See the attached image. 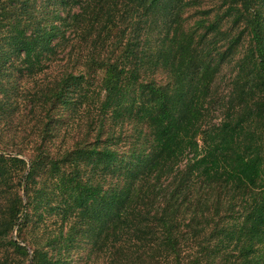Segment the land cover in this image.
Instances as JSON below:
<instances>
[{"label":"trees","instance_id":"1","mask_svg":"<svg viewBox=\"0 0 264 264\" xmlns=\"http://www.w3.org/2000/svg\"><path fill=\"white\" fill-rule=\"evenodd\" d=\"M204 3L0 0V264H264V0Z\"/></svg>","mask_w":264,"mask_h":264},{"label":"rangeland","instance_id":"2","mask_svg":"<svg viewBox=\"0 0 264 264\" xmlns=\"http://www.w3.org/2000/svg\"><path fill=\"white\" fill-rule=\"evenodd\" d=\"M217 0H204V4L203 7H210L211 5H213ZM194 8H192V10L189 7H184L183 11L181 13V17H187L189 14H191ZM191 12V13H190ZM236 72L235 68L233 67V65L231 66H226L225 68H222L217 75L215 76V85H214V89L217 91L218 95L220 97L222 96H226L228 93V87L230 86L231 83V75L233 76L234 73ZM44 72H42L41 74H38L35 80H33V78L27 77L24 81L22 80L21 82L18 80V86L20 89L19 95L18 97L15 95H11V98L13 99V101H17V106H19V110L21 112H25L30 108V105L28 104V98L26 95L27 90H33V85H34V81H36L37 83H40L41 79H43L44 77ZM23 87V88H22ZM23 89V90H21ZM92 91H93V87H92ZM227 98V97H226ZM217 102L218 104L221 103V101H216L213 104V111L212 112V116L213 118H218L220 117V115H222L223 112V108L222 107H217L216 110L214 108V106H217ZM27 103V105H26ZM17 115V113L14 112V117ZM83 115L82 110L80 109L79 112H77L76 115H72L69 120H68V124H63V125H59L60 126V134H71L74 133L78 130L77 128V124H78V120L80 119V116ZM20 119V118H19ZM19 119L14 118L13 120L15 122H19ZM126 127V126H124ZM120 127L117 126L115 128V133L119 132ZM61 137V136H60ZM59 137V139H60ZM124 137V135H123ZM122 142V141H121ZM66 218V217H64ZM53 219H56V217L52 214L49 215L47 218L48 222L53 221ZM58 223V222H57ZM51 226L53 227L54 224L52 223ZM13 235H15V230L13 231ZM87 246L85 247L84 245L81 244L80 248H77L73 250L74 253L70 259V264H92V253H90V247H92L91 243L87 242L86 244ZM31 253V252H30ZM91 254V256H89ZM95 264H100L99 261Z\"/></svg>","mask_w":264,"mask_h":264}]
</instances>
